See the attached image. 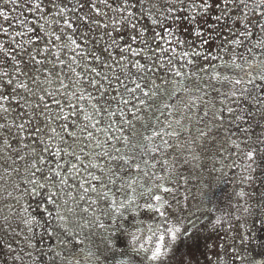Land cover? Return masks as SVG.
<instances>
[{
  "label": "snow or ice",
  "instance_id": "snow-or-ice-1",
  "mask_svg": "<svg viewBox=\"0 0 264 264\" xmlns=\"http://www.w3.org/2000/svg\"><path fill=\"white\" fill-rule=\"evenodd\" d=\"M260 230L264 0H0V264H264Z\"/></svg>",
  "mask_w": 264,
  "mask_h": 264
},
{
  "label": "rangeland",
  "instance_id": "rangeland-1",
  "mask_svg": "<svg viewBox=\"0 0 264 264\" xmlns=\"http://www.w3.org/2000/svg\"><path fill=\"white\" fill-rule=\"evenodd\" d=\"M179 103L180 101L177 100V104ZM230 191L231 187L226 184H221L218 188L215 189L216 196L220 198L221 202H223L224 197L228 193H230ZM256 227L259 228V224H257ZM205 235H209V233L206 231ZM214 240L218 242V237L213 234L207 242L212 243ZM203 243L204 241L202 240L201 244L203 245ZM262 244H264V230L254 231L252 233V239L249 241L247 246L249 256H253L256 260H264V248L261 247ZM200 264H205V260L203 257H200ZM236 264H239V262L237 261Z\"/></svg>",
  "mask_w": 264,
  "mask_h": 264
},
{
  "label": "clouds",
  "instance_id": "clouds-1",
  "mask_svg": "<svg viewBox=\"0 0 264 264\" xmlns=\"http://www.w3.org/2000/svg\"><path fill=\"white\" fill-rule=\"evenodd\" d=\"M134 235H139V233H133Z\"/></svg>",
  "mask_w": 264,
  "mask_h": 264
}]
</instances>
